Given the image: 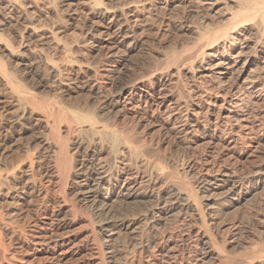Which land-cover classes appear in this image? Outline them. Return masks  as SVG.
<instances>
[{
	"label": "rangeland",
	"instance_id": "374dc122",
	"mask_svg": "<svg viewBox=\"0 0 264 264\" xmlns=\"http://www.w3.org/2000/svg\"><path fill=\"white\" fill-rule=\"evenodd\" d=\"M188 1L189 0H165L164 2V0H158V2L154 4L155 7H153L152 9L147 6L144 10L135 13L134 15L136 17L133 19H139L137 20L138 22L134 21L133 23V33L127 40L128 43H121V40L119 38L117 41L102 37L103 40L99 44L92 38L94 33L90 34L86 28L84 30L81 29V21L89 18L90 7H86V9L82 11L79 10L77 11L78 13H75V23L65 21L68 18H66V16L64 15L63 17L65 23L59 21L57 17L54 18L55 14H53L50 10H46L47 6H42L46 4L40 5L41 8L36 11L35 9H32L34 13L32 12V10H29V18H31L33 26L38 28V32L42 31V33H48L51 31L52 33L55 32L53 33L54 36L58 35L56 36V41V38L53 37V41H46L44 42L45 45H41L37 48L42 50L40 52L48 54V58L53 64L58 67L60 66L59 68L61 70L63 79L62 81L60 79L59 81L48 79L47 68L44 64V60H40L38 58V52L36 53L35 50L29 51L27 47H23L25 46V43H23L21 47H18L16 41L12 39V46L15 44V46H13L14 51H17L16 54H14L15 57L17 56L16 58L14 57V55L12 56L8 52V50L3 48L5 47L4 45H0V59L2 63H6V68L12 70L18 75L33 69H36L37 72L39 71L38 74L45 75L44 77L46 78L44 86L39 87L38 89H34L37 97L41 98V100L47 103H52L53 101V106H56L57 108L61 107V110H65V112L68 113L72 111L76 113V110H78V108L81 109L77 112L82 111L83 113L85 111L86 114H91V112H93L92 114L99 124L105 125L107 127L111 126L108 129H111V131H115L117 134H119L120 131V134L123 132V134H121L120 145L122 147H125L123 150L122 148H120L118 153L120 155L117 154L116 156H113V154H110L112 152H109L111 150L109 149L110 146L108 147V142H100L97 140L96 136H94L96 137V139L94 138L95 140L92 138V140L95 141L93 142L92 140H90L91 136H83L82 140H86L85 143H89L91 141L92 143H89V145L91 146H88L89 148L87 147L86 149H84L85 152L84 150L78 151V153L82 154L77 155V153V156H75V159L77 160L75 161V166H77L75 168V170H77V172L75 173L76 175L74 173V175L71 174L70 178L68 179L67 186L65 188H62L60 186V183H58L59 173L56 169V166L54 167V153L52 151L45 150L44 147L41 148L42 144L39 143V138H44V136H41L46 134L41 128V120L44 122L49 118H47V116L44 117V114L42 116L43 112L40 113V109L36 110L31 106L25 108L27 112L24 116H20V109L17 108L18 106L16 104L15 95L10 90H8L9 88L6 85L4 88L3 82L0 81V118H2L0 120V152L3 149L0 156V159L2 158L0 161V173L2 175H6L9 174V171L11 172L8 177L9 180L4 182L3 184H0V214L3 215V219L2 221H0V223L2 224L0 225V235H4L1 237L3 238L5 248L3 254L5 258H3L2 251H0V264H56L58 262V258L59 262L57 264H102L100 261L101 259L104 260V264H223L224 262V264H249L246 261H250L251 263L250 259L252 258L251 253L252 248L254 249V242L258 243L264 240V223H262L261 220H258L264 218V191L261 192V189L253 190L244 199L245 201L242 200L240 205L235 206L234 208H231L227 211L223 206H225V203L230 202V199L236 197L237 192H233L232 194L225 193L223 190H220L205 199L206 194L202 190L200 182L204 179L208 180L215 176L220 177L223 175H227V173H229L228 175H233V173H235L236 175L234 174V176H237L239 180L241 179L240 181L243 184L245 183L244 186L251 187L252 183L250 182V179L255 175V172L264 168V97L261 102H258L256 104L254 102L253 104V100H250V103L247 105V110H249V108L251 109V111L249 110V119L251 122H255L254 124H251L253 127L251 125H248L246 129L241 126L245 124L238 121L237 123L235 119H223L219 121L216 120L215 115L218 109L221 108V98H225L226 96H228L229 87L231 84H235L237 82L236 80L238 77V73L243 69V66L244 69L246 68V71L242 75L241 81L249 76L256 77L257 75H259L261 72V64L257 60V57H253V55H250L248 57L243 56L240 58L239 63L237 64L238 67H236L234 71H231V73L223 78V80L219 79L221 77H218L217 74H215L213 71H209L210 66L208 64H216L219 62V57H217L214 53L216 47L210 45V43H212L210 37L218 31L216 30L218 27H226V25L228 27L230 25L228 28H231L232 18L235 17L238 13H242H237V11L241 10L239 7L240 5H238V0H202L201 3H196L197 0H190L189 2ZM121 2L127 1L122 0ZM78 3L82 4L81 1ZM184 4L185 6H182ZM158 7L160 11L158 10ZM162 8L165 11L162 10ZM193 8L195 10H193ZM248 9L242 7L244 14L253 11V8ZM157 10L159 12H157ZM222 10L225 14L222 12V15L219 17ZM152 11H156L153 12L155 15L152 13ZM145 12H147L148 14ZM218 12L220 13L219 15ZM235 12L237 13L236 15ZM147 15L148 17H150L149 19ZM257 15L259 19L257 18V16H254L257 19L253 16L249 19L247 18V20L245 18H242L243 16L237 19L238 28L239 26H243L244 28L246 27L247 30L245 36L248 37L246 38L249 42L255 43L260 39V32H258L257 30H261V15ZM107 20L108 19H106L105 22L99 23L97 25L99 26V31H102V28L108 22ZM248 20H250V23L248 22ZM226 21L229 22L227 23ZM256 21L258 22L255 23ZM243 22H245L244 25ZM44 27L46 31H44ZM79 28L80 30H78ZM255 28L256 30H254ZM19 29L20 28L14 27V29L12 28L10 29V31L8 30L4 34H8L10 36V32L12 34H15ZM208 29L211 31H209ZM79 31L82 32V34ZM205 31L209 32L210 34L208 35V33ZM204 33L205 35H203ZM12 34L11 36H13ZM204 38L210 41H202ZM131 39L133 40L131 41ZM135 39L139 41L137 42V40ZM83 41L87 42L84 43ZM110 41L113 45L115 42V45L113 46ZM204 42H206L207 44ZM34 45L35 43H31L30 45L27 44V46L29 47H34ZM63 47H65L66 49ZM189 49L190 51L188 53ZM193 49L195 50L192 51ZM69 51L71 53H69ZM191 51L192 54H190ZM111 54H113L114 57L120 58L119 60L122 61V70L116 78L110 77V79H108L109 77L107 75V70H109L110 67L105 66L104 61L106 59V55L110 57ZM191 56L195 61H192V59L190 60ZM169 58L171 62L168 61L170 63L167 62L166 64V61L169 60ZM68 59L69 62H67ZM70 59L71 61H73V63H71ZM183 62L185 64H183ZM32 63L35 64L33 65ZM89 64H91L92 66ZM96 64L97 67L95 66ZM88 65L89 67H87ZM93 66L96 67L98 73L102 75L95 78V80H97L95 81L94 87L96 89L94 88V91H98L95 94L89 91L88 85H86L84 82V76L87 75V73L84 72L85 69L90 68V70H94L95 68ZM191 68H194L193 71H191ZM164 69L168 70V76ZM176 69L178 70V73H176L179 75V78H177V74L174 73ZM160 70H164V74L163 72L159 74L161 72ZM156 71H158V73ZM151 72L155 73H153L152 75ZM148 74L150 76H148ZM164 75H166V77H164ZM203 75H206V77H202ZM150 77H152L153 79ZM79 79H81L82 81ZM131 79L132 81H137L139 87L143 90L152 89L151 87L155 89L156 86L161 85L160 87H163L165 85L159 92V97L163 96V102L160 103V101L158 100V104L155 102L148 106H144V104H142V110H137L130 105H127L126 108L124 107V109L126 110L123 109V105H119L118 108L114 110L105 108V97H107V95L113 91V83L129 84L130 82H132ZM60 82L61 85L59 84ZM65 82H68L70 85L68 83L66 84ZM104 83L106 84L104 85ZM22 84L28 83L22 81ZM62 84H66L70 91L68 90L69 92H62ZM169 84L172 85L170 86ZM29 86L30 85L28 84V87ZM167 87H169L171 90H169V88ZM240 87L241 85L239 86L238 84V89ZM107 89L110 91L108 92ZM225 90L228 91L226 92ZM100 95L102 96L100 97ZM202 95L203 97H200ZM217 95L221 96L219 99V103L215 99ZM136 99L137 97L135 98V100ZM207 101L210 106L208 105ZM54 103L56 105H54ZM100 105L102 110L100 109ZM249 105H252L253 107ZM84 107L87 109H85ZM180 108H182V110ZM32 109H35V111H31ZM97 109L100 110L98 111ZM153 109L156 110L154 111ZM171 109L174 111H172ZM209 110L211 111V113L209 112ZM116 111L117 113L111 115ZM193 111H195L196 114L195 112L193 113ZM152 112L154 113V115ZM29 114L32 116H30ZM136 114H138V116ZM191 114L194 116V118ZM168 115L171 116V121L167 120ZM204 115L208 120L204 117ZM185 117H190L191 119L195 120L197 125H195L194 127H184V121L186 119ZM22 118L25 119L23 120ZM205 119L207 120V122H211L212 124L204 121ZM201 121L203 122L201 123ZM206 123L208 124V126ZM213 123L215 125H213ZM134 126L135 131L132 129ZM59 127L60 135L63 138L68 139L67 141L70 140L71 142L73 140V142H75L77 138V140L80 139L78 134H76V129L74 127H72L73 130L69 129L66 122H62ZM212 130L214 132L216 130V134L223 138L214 141L215 143L219 142L218 144H214V142L211 139L209 140V137H207L206 135V133L208 134ZM228 131H231V134L233 133V137L240 139L238 140V144H236L237 150L236 148H234L235 151L230 150L229 147L226 146L227 140L225 139L226 136L224 134L229 133ZM76 135L77 138L75 137ZM241 138H248L250 141L248 139V141L241 140ZM88 139L90 141H88ZM252 139H255L254 143ZM70 142H68V144L73 143ZM241 142L243 143L242 145ZM97 143L98 145L100 144V146H98ZM221 144H223L224 146L222 145V147H220ZM34 148L37 151L34 150ZM222 148L224 149L222 150ZM125 149L126 152L129 151L130 154L129 152H124ZM131 150H133V152H131ZM26 153L28 155H26ZM24 155H26L27 157L25 158ZM51 156H53V158H51ZM133 156H135V158L136 156H138L140 159L137 158V160H135ZM79 157L82 158L80 159ZM113 157L114 159H112ZM28 158H31L32 160L34 159L33 174L36 177L35 179L38 178L37 180L41 181V185H39L38 181L35 180L36 183L32 186L31 181L28 180L31 174V171L29 172L28 170L29 168L26 164L27 162L25 161ZM21 161H23L24 163L26 162V165L24 164L25 168L23 165L21 166V168L16 169L15 167H17V165H19V162ZM150 161L152 167L154 164H157L156 166H159L158 168L154 166L155 168H157V170L149 165ZM8 163L9 165H7ZM20 165L18 167H20ZM145 165L148 166V168ZM12 166L17 171L12 168ZM26 166L28 169L26 168ZM88 168L104 178L101 184H99L97 187L92 188V190L95 189L93 192L97 193V203H92V201H90L91 198H87V194H80L76 190L78 187V182L80 181L79 177ZM158 169L161 170L160 173L158 172ZM14 170L16 173L14 172ZM142 170H144V173H142ZM13 172L15 173V175ZM154 172H156L157 174ZM37 173L40 174L38 175ZM158 173L160 174V176L158 175ZM15 176L19 178L17 179L15 178ZM128 179H135V187L133 191H135L136 197L138 198H124L119 193V188ZM140 179H142V182ZM143 179L146 181H144ZM242 180H244V182ZM144 182L146 183L144 184ZM147 182H149L150 185ZM28 185L31 187H29ZM144 186H146L147 188ZM28 189H30V191ZM31 189L33 192L31 191ZM169 189H172V191H170ZM144 191L147 193H145ZM30 192H32V194ZM176 193L181 196V198H178L179 201L180 199L187 197L189 200H191L190 203H193L196 199L198 203H196V201L194 203L198 204V210L196 211L195 208L187 211L179 210V207H176L175 205L177 201L175 200ZM62 194L64 197L63 200L61 199ZM190 194L191 198H189ZM194 194H196L197 196ZM20 197H23L26 200L23 201L19 199ZM55 199H57V201ZM42 202H46V204ZM104 202L105 204H103ZM49 203L51 206L48 205ZM120 203L121 206L119 205ZM42 204H44L45 206L43 205L41 208ZM100 204H102V206ZM103 207H105V209ZM39 208H41V210ZM153 209L156 210L154 211ZM208 213L211 215L210 218H207V220L209 219V224L204 225L202 223V218L204 214L207 215ZM199 214H202V218ZM53 217H55V219ZM59 217L61 222L56 221L59 220ZM51 218H53L54 220H51ZM61 218L63 219L61 220ZM103 223H108L107 225H110L109 228L113 229V231H104L100 234L98 225H101ZM57 226H62V228L56 229ZM120 226L122 228H120ZM19 229L21 230L19 231ZM21 231L27 233L28 236L26 235L25 238H21ZM94 233L98 238L99 243L101 242L100 244L98 243V241L94 240ZM204 235L205 240L209 238L211 240V243L215 244H213L212 246L213 251H215V248L217 247H220L221 250H224L223 255H225V257H222L223 263H221V261H212L209 258H204L203 255H201L204 245L203 241L200 240V237ZM101 249L102 251L100 252ZM197 254L200 255V257ZM255 263L257 264V262Z\"/></svg>",
	"mask_w": 264,
	"mask_h": 264
},
{
	"label": "bare ground",
	"instance_id": "6f19581e",
	"mask_svg": "<svg viewBox=\"0 0 264 264\" xmlns=\"http://www.w3.org/2000/svg\"><path fill=\"white\" fill-rule=\"evenodd\" d=\"M82 2L81 3H78V2ZM122 0H0V45H4L5 47H3L4 49L8 50V52L13 56L14 54H16L17 51H14V48L13 46H15V44L12 46V39H14L16 41V43L18 44V47H21V45L23 43H25V46L23 47H27V49L29 51H36V53L38 52V58L41 60L43 59L44 60V64L47 68V77L48 79H53L55 81H59V79L62 81V75H61V70H60V66H56L55 64H53L50 59L48 58V54H44L40 51V49H38L37 47L41 46V45H45L44 42L46 41H53V37H55V41L57 40V37L58 35L54 36L53 33L55 32H48V33H42L41 32H38V28L37 27H34L33 26V23H32V20L31 18H29V15H28V12L29 10H32V9H35L38 10L39 8H41L40 5L42 4H46V5H42V6H47V9L46 10H50L52 11L53 14H55V17L54 18H58L59 21L61 22H64V16H66V19L65 21H70V22H74L75 20V13L79 10H84L86 9V7H90L89 8V18L86 19V20H83L81 21V29H87V31L92 34V38L93 40H95L96 42H98L99 44L102 42L103 38L102 37H106L110 40H117L118 41V38L121 40V43L124 42L126 43L127 40L130 38L131 34L133 33V27H134V21H137L138 19L134 20L133 18H135L136 16L134 15L135 13H138L142 10H144L147 6H149L151 9L153 7H155V3L158 2V0H126L127 2H121ZM182 1V0H181ZM190 1V0H189ZM188 1V2H189ZM165 2V0H164ZM185 2V1H184ZM202 0H197L196 3H201ZM167 3V2H166ZM180 3V2H179ZM192 3V1H191ZM214 3V2H213ZM181 4V3H180ZM204 4V3H203ZM202 4V5H203ZM187 5V4H186ZM198 5V4H197ZM196 5V6H197ZM201 5V4H200ZM212 5V3H211ZM238 5H240V11H237L238 12H242L241 14H237L235 12V17L232 18L231 20V28H228L227 25L226 27L225 26H221V27H218L216 30H218L216 33H214L210 39L212 40V43H210V45L212 46H215V54L217 57H219V62L218 63H213V64H208L210 66L209 68V71H213L215 74H217L218 77H221L219 79H222L225 78L227 75H229L231 73V71H234V69L237 66V64L239 63V60L241 57L243 56H250V55H253V57H257V60L260 62L261 64V72L259 75H257L256 77H247L245 78L244 80L241 81L242 79V75L244 74V72L246 71V68L244 69V66H243V69L238 73V77H237V82L235 84H231L230 87H229V92H228V96H226L225 98H221V108L218 109V111L216 112V120H223V119H226V120H230V119H235V121L237 122H241L245 125H241L242 127L246 128L247 129V126L248 125H251L253 123V121L251 122L250 121V117H249V110L251 111V109L249 108V110H247V105L250 103V100H253V104L255 102L258 103V102H261L263 100V97H264V20H263V14H264V0H238ZM176 6V5H175ZM178 6V5H177ZM182 6H185L182 5ZM181 6V7H182ZM163 7V5H162ZM194 7V6H193ZM200 7V6H199ZM210 7V6H209ZM242 7H245V8H250L252 9L253 11L251 12H247L244 14V11L242 10ZM43 8V7H42ZM166 8V7H165ZM196 8V7H195ZM214 8V7H213ZM216 8V7H215ZM161 9V8H160ZM190 9V8H189ZM205 9V8H204ZM212 9V8H211ZM222 9V8H221ZM148 10V9H147ZM158 10H159V7H158ZM157 10V12H159ZM162 10H164L162 8ZM193 10H195L193 8ZM249 10V9H248ZM80 11V12H81ZM165 11V10H164ZM211 11V10H210ZM217 11V10H216ZM247 11V10H246ZM33 12V10H32ZM41 12V11H40ZM150 12V11H148ZM153 12H156V11H152ZM163 12V11H162ZM222 12L224 13V11L222 10L220 13L218 12V15L219 17L222 15ZM34 13V12H33ZM38 13V12H37ZM78 13V12H77ZM143 13V12H142ZM147 13V12H145ZM216 13V12H215ZM214 13V14H215ZM227 13V12H226ZM85 14V13H84ZM87 14V13H86ZM148 14V13H147ZM154 14V13H153ZM160 14V13H159ZM225 14V13H224ZM231 14V13H230ZM257 14H260L261 17H260V20H261V30H257L258 32H260V39L257 41V42H249L248 41V37L245 36L246 35V27L244 28L243 26H239V28L237 27L238 25V18H245L247 20V18L249 19L250 17H254V16H257L258 18V15ZM31 15V14H30ZM142 15V14H141ZM140 15V16H141ZM145 15V14H144ZM155 15V14H154ZM241 15V16H240ZM52 16V15H50ZM139 16V15H138ZM146 16V15H145ZM158 16V14H157ZM148 17V15H147ZM145 17V18H147ZM231 17V16H230ZM150 17H148L149 19ZM256 18V17H254ZM256 18V19H257ZM108 19L107 23L104 25V27L102 28V31H99L98 27L97 26L99 23H103L105 22V20ZM147 19V20H148ZM228 19H229V15H228ZM231 19V18H230ZM259 19V18H258ZM227 20V18H226ZM230 21V20H229ZM229 21H226L227 23ZM35 22V21H34ZM77 22V21H76ZM138 22V21H137ZM248 22L250 23V20H248ZM258 21H256L255 23H257ZM38 23V22H37ZM65 23V22H64ZM75 23V22H74ZM245 22H243V25H244ZM57 24V23H56ZM79 24V23H78ZM138 24V23H137ZM142 24V23H141ZM253 24V23H252ZM35 25V24H34ZM43 25V24H42ZM140 25V24H138ZM137 25V26H138ZM251 25V24H250ZM258 25V24H257ZM37 26V25H36ZM55 26V25H54ZM141 26V25H140ZM252 26V25H251ZM255 26V25H254ZM14 27L16 28H20L18 30V32H16L15 34H12L10 32V36L8 34H4L6 33V31H10V29H14ZM66 27V26H65ZM77 27V26H76ZM220 28H223V29H220ZM241 28V29H240ZM40 29V28H39ZM253 29V28H252ZM259 29V28H258ZM17 30V29H16ZM49 30V29H48ZM80 30V28L78 29ZM101 30V29H100ZM209 30V29H208ZM215 30V31H216ZM256 30V28L254 29ZM13 31V30H12ZM44 31L45 30V27H44ZM136 31V30H135ZM211 31V30H209ZM249 31V30H248ZM252 31V30H251ZM80 32V31H79ZM87 32V33H88ZM207 32V31H205ZM82 34V32H80ZM135 33V32H134ZM201 33V32H200ZM208 35L210 34L209 32H207ZM256 33V32H255ZM11 34L13 36H11ZM258 34V33H257ZM87 35V34H86ZM136 35V34H135ZM205 35V33L203 34ZM250 35V33H249ZM83 36V35H82ZM134 36V35H133ZM257 36V35H256ZM90 37V36H89ZM135 37V36H134ZM132 37V38H134ZM140 37V36H139ZM202 37V36H201ZM247 37V38H246ZM203 38V37H202ZM87 39V38H86ZM139 39V38H137ZM135 39V40H137ZM201 39V38H200ZM208 39V37H207ZM85 40V39H84ZM91 40V39H90ZM92 40V42H93ZM133 39H131L132 41ZM134 40V41H135ZM206 40L205 38L202 40L204 41ZM116 41V42H117ZM139 40H137L138 42ZM207 42H209L208 40H206ZM59 42V41H58ZM84 42V41H83ZM87 42V41H86ZM84 42V43H86ZM111 42V41H110ZM130 42V41H129ZM31 43H35L34 47H29L27 46L30 45ZM128 43V42H127ZM136 43V42H135ZM206 43V42H204ZM48 44V43H47ZM51 44V43H50ZM49 44V45H50ZM112 44V42H111ZM203 44V43H202ZM207 44V43H206ZM209 44V43H208ZM59 45V43H58ZM108 45V44H107ZM113 45V44H112ZM114 45H115V42H114ZM113 45V46H114ZM117 45V44H116ZM75 46V45H74ZM78 46V45H77ZM106 46V45H105ZM111 46V45H110ZM59 47V46H58ZM61 47V46H60ZM79 47V46H78ZM77 47V48H78ZM81 47V46H80ZM101 47V45H100ZM122 47V46H121ZM207 47V46H206ZM2 48V47H1ZM17 48V47H16ZM50 48V47H49ZM65 48V47H63ZM84 48V46H83ZM105 48V47H103ZM200 48V47H199ZM19 49V48H18ZM17 49V50H18ZM66 49V48H65ZM82 49V48H81ZM127 49V48H126ZM134 49V48H133ZM212 49V47H211ZM98 50V49H97ZM195 49H193L192 51H194ZM197 50V49H196ZM206 50V49H205ZM63 51V50H62ZM82 51V50H81ZM100 51V50H99ZM125 51V50H124ZM132 51V50H131ZM190 49L188 50V53H189ZM192 51L190 54H192ZM202 51V49H201ZM45 52V51H44ZM47 52V51H46ZM123 52V51H122ZM68 53V52H67ZM69 53H71L69 51ZM126 53V52H124ZM8 54V53H7ZM33 54V53H32ZM106 54V53H105ZM120 54V53H119ZM122 54V53H121ZM9 55V54H8ZM10 55V56H11ZM69 55V54H68ZM175 55V54H174ZM173 55V56H174ZM188 55V54H187ZM203 55V54H202ZM120 56V55H119ZM127 56V55H126ZM176 56V55H175ZM15 57V55H14ZM17 57V56H16ZM15 57V58H16ZM32 57V56H31ZM36 57V56H35ZM125 57V56H124ZM171 57V56H170ZM188 57V56H186ZM198 57V56H197ZM203 57V56H201ZM173 58V57H172ZM26 59V58H25ZM32 59V58H31ZM38 59V60H39ZM105 59V58H104ZM120 58L118 57H114L113 54H111L110 57H108L106 55V59L104 61V64L105 66H109L110 69L107 70V75H108V79H110V77H117L120 73H121V70H122V61L119 60ZM168 59V58H167ZM192 59V61H195L192 56L190 58V60ZM196 59V58H195ZM248 59V58H247ZM123 60V59H122ZM184 60V59H183ZM213 60V59H212ZM216 60V59H215ZM31 61V60H30ZM36 61V60H35ZM71 61V59H70ZM170 61V58L169 60L166 61V64L167 62ZM178 61V60H176ZM189 61V60H188ZM190 61V62H192ZM66 62V61H65ZM69 62V59L68 61ZM168 62V63H170ZM185 62V61H184ZM183 62V64H185ZM247 62V61H245ZM36 63V62H35ZM34 63V64H35ZM71 63H73V61H71ZM95 63V62H94ZM17 64V63H16ZM26 64V63H24ZM33 64V63H32ZM33 64V65H34ZM38 64V63H37ZM5 65V66H4ZM91 65V64H89ZM89 65L87 67H89ZM103 65V64H102ZM244 65V64H243ZM25 66V65H24ZM26 66H29V65H26ZM39 66V65H38ZM81 66V64H80ZM92 66V65H91ZM90 66V67H91ZM97 67V64L95 65ZM201 66V65H200ZM8 67V66H7ZM35 67V66H34ZM94 67V66H93ZM96 67H94L95 69L94 70H90V68L88 69H85L84 72L87 73L86 76H84L85 78V84L88 85L89 87V91L90 92H93L94 94L97 93L98 91H94L96 88L94 87L95 86V78H97L98 76H102L100 75V73H98ZM169 67V66H168ZM199 67V66H198ZM14 68V67H13ZM11 68V69H13ZM31 68V67H30ZM36 68V67H35ZM40 68V67H39ZM79 68V67H78ZM92 68V67H91ZM100 68V67H99ZM200 68V67H199ZM199 68H198V71H199ZM16 69V67H15ZM26 69V68H25ZM24 69V70H25ZM42 69V68H41ZM45 69V68H44ZM101 69V68H100ZM167 69V68H166ZM192 69V68H191ZM194 69V68H193ZM193 69L191 71H193ZM197 69V68H196ZM238 69V68H237ZM39 70V69H38ZM65 70V69H64ZM68 70V69H66ZM77 70V68H76ZM75 70V71H76ZM165 70V69H164ZM164 70H160L161 72L159 74H161L163 72L164 74ZM207 70V68H206ZM45 71V70H44ZM106 71V69H105ZM167 71L168 70H165L166 74H167ZM178 70L176 69V71L174 73H176ZM239 71V70H238ZM17 72V71H16ZM39 72V71H38ZM38 72L36 71V69H33V70H30V71H26L24 72L23 74H16L15 72H13L12 70H9L8 68H6V63H2L1 62V59H0V81L3 82L4 84V88H5V85L9 88H6L8 90H10L14 95H15V98H16V104H17V108L20 109L19 113H20V116H24L26 114V109L28 106H31L32 108H35L36 110L40 109V113H42V116L43 114L45 115L44 117L47 116V120H45L44 122L41 120L42 124H41V128L42 130L46 133L45 135H42L41 137L44 136V138H39V143L42 144L41 148L44 147L45 150H49V151H52L54 153V167L56 166V169L59 173V182L60 183V186L62 188H65L67 186V182H68V179L70 178L71 174H75L77 172V170H75V168L77 166H75V161H77L75 159V156L77 155H81L80 153H78V151L80 150H84L86 149L88 146H91L89 145V143L91 142L90 140H92V138L96 139L97 137V140L100 141V142H108L109 145L108 147L110 146V150L108 149L109 152H112L110 154H113V156H116L118 153H119V150L120 148H122V150L125 148V147H122L120 145V141H121V134H123V132L120 134H117L115 131H111V129L109 130L108 128H110L111 126L110 123H109V127L105 126V125H102V124H99L97 122V120H95L94 116H93V112L90 113H85V111L82 113L81 112H77L78 110H80L81 108H78V110H76V113H74L73 111L68 113V112H65V110H61L60 108H57L56 106H53V101L52 103H47L43 100H41V98L37 97L35 94V91L34 89L35 88H39V87H43L44 86V83H45V78L44 77L45 75H40L38 74ZM129 72V71H128ZM158 73V71H156ZM196 72V71H195ZM201 72V71H200ZM205 72V71H204ZM207 72V71H206ZM18 73V72H17ZM41 73V72H40ZM43 73V72H42ZM72 73V71H71ZM82 73V72H81ZM150 73V72H149ZM152 73V72H151ZM155 73V72H153ZM152 73V75H153ZM156 73V74H157ZM178 73V72H177ZM176 73V74H177ZM193 73V72H192ZM85 74V73H83ZM127 74V73H126ZM154 74V75H156ZM180 74V73H179ZM194 74V73H193ZM192 74V75H193ZM196 74V73H195ZM198 74V73H197ZM205 74V73H204ZM107 75H104V76H107ZM169 74H167L168 76ZM201 75V73H200ZM211 75V74H210ZM67 76V75H66ZM83 76V75H82ZM121 76V75H120ZM119 76V77H120ZM126 76V75H125ZM148 76H150L148 74ZM194 76V75H193ZM199 76V75H198ZM245 76V75H244ZM70 77V76H69ZM122 77V76H121ZM138 77V76H136ZM157 77V76H156ZM164 77H166V75H164ZM191 77V76H190ZM189 77V78H190ZM197 77V76H196ZM202 77H206V75H203ZM214 77V76H213ZM216 77V76H215ZM64 78V77H63ZM71 78V77H70ZM100 78V77H99ZM98 78V79H99ZM105 78V77H104ZM140 78V77H139ZM149 78V77H148ZM152 78V77H150ZM169 78V77H168ZM177 78H179V75L177 74ZM66 79V78H65ZM77 79V78H76ZM107 79V78H106ZM137 79V78H136ZM141 79V78H140ZM153 79V78H152ZM199 79V78H198ZM217 79V78H216ZM218 79V80H219ZM78 80V79H77ZM81 80V79H79ZM146 80V78H145ZM22 81L23 82H26L28 83L30 86L28 87V84H22ZM82 81V80H81ZM100 81V80H99ZM108 81V80H107ZM110 81V80H109ZM115 81V80H114ZM113 81V82H114ZM127 81V80H126ZM130 81V80H129ZM132 81V79H131ZM220 81V80H219ZM69 82V81H68ZM67 82V83H68ZM104 82V80H103ZM128 82V81H127ZM216 82V81H215ZM224 82V81H223ZM66 83V82H65ZM66 83V84H67ZM129 83V82H128ZM199 83V82H197ZM61 85V82L59 83ZM66 84H62V92H66L69 90V88L67 87ZM69 84V83H68ZM73 84V83H72ZM106 83H104L105 85ZM238 84L239 86L241 85V87L238 89ZM70 85V84H69ZM170 86L172 84H169ZM195 85V84H194ZM216 85V84H215ZM229 85V84H228ZM161 86V85H160ZM160 86H156L155 89H153V87H151L152 89H149V90H143L139 87L137 81H132L130 82L129 84H119V83H113V91L107 95V97H105V108H108L109 110H114L116 108H118L119 105H123V109L124 107L126 108L127 105H130L132 107H134L135 109H141L142 110V104H144V106H148V105H151L153 103H157V101L159 100L160 103L163 102V96H160L159 97V92L162 90L163 87H160ZM199 86V85H198ZM221 86V85H220ZM95 88V89H94ZM104 88V87H103ZM107 88V87H106ZM148 88V87H147ZM169 88V87H167ZM172 88V87H171ZM196 88V86H195ZM194 88V89H195ZM59 89V88H58ZM82 89V88H81ZM228 89V88H227ZM86 90V89H85ZM108 90V89H107ZM168 90V89H167ZM169 90H171L169 88ZM70 91V90H69ZM68 91V92H69ZM110 90H108L109 92ZM197 91V90H196ZM226 91V90H225ZM228 91V90H227ZM226 91V92H227ZM167 92V91H166ZM202 92V91H201ZM76 93V92H75ZM161 93H164V92H161ZM225 93V92H224ZM10 94V93H8ZM67 94V93H66ZM107 94V92H106ZM167 94V93H166ZM170 94V92H169ZM219 94V93H218ZM12 95V94H11ZM61 95V94H60ZM63 95V94H62ZM104 95V94H103ZM201 95V94H200ZM204 95V93H203ZM200 96V97H203ZM216 95V94H215ZM224 95V94H223ZM102 95H100L101 97ZM105 96V95H104ZM166 96V95H165ZM170 96V95H169ZM210 96V95H209ZM225 96V95H224ZM87 97V96H86ZM91 97V96H90ZM137 97V99L135 100V98ZM167 97V96H166ZM221 96L217 95L215 97L216 101H218L219 103V99H220ZM103 98V97H102ZM168 98V97H167ZM96 99V98H95ZM97 100V99H96ZM102 100V99H100ZM176 100V99H175ZM201 100V99H200ZM91 101V100H90ZM51 102V101H50ZM77 102V101H76ZM85 102V101H84ZM180 102V101H179ZM178 102V103H179ZM56 103V102H55ZM54 103V105H56ZM169 103V102H168ZM181 103V102H180ZM200 103V102H199ZM208 103V101H207ZM216 103V102H214ZM59 104H62V103H59ZM80 104V102H79ZM91 104V103H90ZM158 104V103H157ZM170 104V103H169ZM176 104V103H175ZM202 104V103H201ZM204 104V103H203ZM15 105V104H14ZM103 105V104H102ZM179 105V104H178ZM177 105V107H178ZM209 105V103H208ZM212 105V104H211ZM215 105V104H214ZM168 106V105H167ZM181 106V105H180ZM179 106V107H180ZM204 106V105H203ZM210 106V105H209ZM249 106H252V105H249ZM257 106V105H256ZM91 107V106H90ZM152 107V106H151ZM158 107V106H157ZM173 107V106H172ZM253 107V106H252ZM255 107V106H254ZM65 108V107H64ZM73 108V107H72ZM85 108V107H84ZM99 108V106H98ZM205 108V107H204ZM230 108V109H229ZM35 109L31 110V111H35ZM87 109V108H85ZM100 109H101V105H100ZM99 109V110H100ZM122 109V108H121ZM122 109V110H123ZM130 109V108H129ZM133 109V108H131ZM182 110V108H180ZM210 109V108H209ZM18 110V109H17ZM83 110V108H82ZM90 110V109H89ZM98 110V109H97ZM98 110V111H99ZM102 110V109H101ZM108 110V111H109ZM126 110V109H124ZM140 110V111H141ZM154 110V109H153ZM156 110V109H155ZM154 110V111H155ZM172 110V109H171ZM179 110V109H178ZM180 110V111H181ZM184 110V109H183ZM200 110V109H199ZM206 110V109H205ZM68 111V110H66ZM97 111V112H98ZM107 111V112H108ZM145 111V110H144ZM174 111V110H172ZM39 112V111H38ZM96 112V111H95ZM102 112V111H101ZM132 112V110H131ZM164 112V111H163ZM185 112V111H184ZM195 111H193L194 113ZM202 112V111H200ZM208 112V111H207ZM209 112L211 113V111L209 110ZM249 112V113H248ZM82 113V114H80ZM106 113V112H105ZM114 113H117L116 112H113L111 115H114ZM124 113V112H123ZM138 113V112H137ZM153 113V112H152ZM156 113V112H155ZM159 113V112H158ZM178 113V111H177ZM110 114V113H109ZM144 114V113H143ZM168 114V113H167ZM172 114V113H170ZM185 114V113H184ZM196 114V112H195ZM208 114V113H207ZM30 115V114H29ZM138 116V114H136ZM135 115V116H136ZM151 115V114H150ZM154 115V113H153ZM160 115V114H159ZM174 115V114H173ZM180 115V113H179ZM187 115V114H186ZM192 115V114H191ZM199 115V114H198ZM211 115V114H210ZM32 116V115H30ZM29 116V117H30ZM95 116H96V113H95ZM132 116V115H131ZM145 116V115H144ZM176 116V115H175ZM193 116V115H192ZM200 116V115H199ZM255 116V115H254ZM100 117V116H98ZM97 117V119H98ZM103 117V116H102ZM153 117V116H151ZM160 117V116H159ZM170 115H168V119L167 120H170ZM179 117V116H178ZM205 117V115H204ZM32 118V117H31ZM104 118V117H103ZM140 118V117H139ZM165 118V117H163ZM181 118V117H180ZM185 121H184V127L185 126H189V127H194L196 124V121L191 119L190 117H185ZM194 118V116H193ZM207 119V117H205ZM253 118V117H252ZM255 118V117H254ZM2 118H0L1 120ZM23 120L25 118H22ZM51 119V120H50ZM100 119V118H99ZM102 119V118H101ZM107 119V118H106ZM149 119V118H148ZM182 119V118H181ZM197 119V118H196ZM204 120L207 122V120ZM260 119V118H259ZM4 120V119H3ZM30 120V119H29ZM33 120V119H32ZM50 120V121H49ZM103 120V119H102ZM101 120V121H102ZM108 120V119H107ZM199 120V119H198ZM203 120V119H202ZM255 120V119H254ZM257 120V119H256ZM13 121V120H12ZM19 121V120H18ZM26 121V120H25ZM104 121V120H103ZM162 121V120H161ZM171 121V120H170ZM211 121V120H210ZM234 121V120H233ZM232 121V122H233ZM3 122V121H2ZM37 122V121H36ZM39 122V121H38ZM62 122H66L67 126L69 127V129H72V127H74L77 131L76 134H78L79 136V140H77V135L75 136L77 139V141L75 140V142H73V140L70 142L67 141L68 139L66 138H63L61 135H60V124ZM164 122V121H163ZM167 122V121H166ZM203 121H201L202 123ZM231 122V123H232ZM237 122V123H238ZM264 122V121H263ZM1 123V122H0ZM174 123V122H173ZM179 123V122H178ZM198 123V121H197ZM207 123H211V122H207ZM206 123V124H207ZM215 123V122H214ZM213 123V125H215ZM217 123V122H216ZM255 123V122H254ZM253 123V124H254ZM5 124V123H4ZM33 124V123H31ZM37 124V123H36ZM162 124V123H161ZM166 124V123H165ZM170 124V123H169ZM212 124V123H211ZM210 124V125H211ZM172 125V124H171ZM2 126V125H1ZM39 126V125H38ZM37 126V127H38ZM167 126V125H165ZM208 126V124H207ZM220 126V125H219ZM230 126V125H229ZM237 126V125H236ZM234 126V127H236ZM239 126V124H238ZM240 126V128H241ZM252 126V125H251ZM4 127V126H3ZM34 127V126H33ZM180 127V125H179ZM218 127V126H217ZM232 127V126H231ZM253 127V126H252ZM1 128V127H0ZM29 128V127H28ZM132 128V127H131ZM135 126L132 128L134 130ZM167 128V127H166ZM165 128V129H166ZM205 128V127H204ZM210 128V127H209ZM207 128V129H209ZM220 128V127H219ZM218 128V129H219ZM225 128V127H224ZM239 128V127H238ZM251 128V127H250ZM190 129V128H189ZM253 129V128H252ZM260 129V128H259ZM6 130V129H5ZM39 130V129H38ZM73 130V129H72ZM71 130V131H72ZM204 130V129H203ZM240 130V129H239ZM251 130V129H250ZM9 131V129H8ZM7 131V133H8ZM135 131V130H134ZM170 131V130H169ZM187 131H188V128H187ZM191 131V130H190ZM74 132V131H73ZM171 132V131H170ZM183 132V130H182ZM185 132V131H184ZM204 132V131H203ZM229 133H226L224 134L226 137L225 139L227 140L226 141V146L229 147L230 150L232 151H235L234 148H236V144H238V138L236 137H233V133L231 134V131H228ZM234 132V131H233ZM249 132V131H248ZM42 133V132H41ZM177 133V131H176ZM179 133V132H178ZM217 131L215 130V132L212 130L211 132H209L208 134L206 133L207 137H209V140L211 139L213 142L215 140H220V139H223L221 136H219L218 134H216ZM136 134V133H134ZM133 134V135H134ZM231 134V135H230ZM248 134V133H247ZM250 134V133H249ZM37 135V134H36ZM72 135V133H71ZM75 135V134H74ZM222 135V134H221ZM255 135V134H254ZM253 135V136H254ZM6 136V135H5ZM46 136V138H45ZM83 136H91V139L88 141H90L89 143H85V141L82 140V137ZM93 136V137H92ZM96 136V137H94ZM39 137V136H37ZM72 137V136H71ZM74 137V138H75ZM125 137V135H124ZM238 137V135H237ZM36 138V137H35ZM70 138V136H69ZM251 138V137H250ZM259 138V137H258ZM7 139V138H6ZM73 139V138H72ZM87 139V138H86ZM94 139V140H95ZM126 139V137H125ZM248 138H241V140H247ZM50 140V142H49ZM131 140V139H130ZM249 140V139H248ZM247 140V141H248ZM253 140V139H252ZM255 140V139H254ZM254 140H253V143H254ZM93 141V140H92ZM97 141V142H98ZM129 141V140H128ZM222 141V140H221ZM220 141V142H221ZM250 141V140H249ZM68 142H70L71 144H68ZM95 142V141H93ZM244 142V141H242ZM241 142V145L243 144ZM257 142V141H255ZM259 142V141H258ZM3 143V142H2ZM92 143V142H91ZM219 143V142H218ZM218 143H215L214 144H218ZM38 144V143H37ZM36 144V145H37ZM96 144V143H95ZM250 144V143H249ZM6 145V144H5ZM98 145V143H97ZM105 145V143H104ZM121 147H120V146ZM131 145V144H130ZM223 144L220 145V147H222ZM246 145V144H245ZM248 145V144H247ZM100 146V144L98 145ZM132 146V145H131ZM224 146V145H223ZM250 146V145H249ZM7 147V146H6ZM5 147V148H6ZM135 147V146H134ZM238 147V146H237ZM89 148V147H88ZM93 148V147H92ZM226 148V147H225ZM224 148H222L223 150ZM242 149V148H241ZM249 149V148H248ZM3 150V149H2ZM1 150V152H2ZM7 150V149H6ZM5 150V151H6ZM34 150H36L34 148ZM94 150V149H93ZM106 150V149H105ZM141 150V149H140ZM139 150V151H140ZM221 150V151H222ZM227 150V149H226ZM237 150V148H236ZM37 151V150H36ZM35 151V152H36ZM81 151V152H82ZM88 151V149H87ZM239 151V150H238ZM245 151V150H244ZM1 152H0V156H1ZM34 152V153H35ZM85 152V150H84ZM124 152H126V149L124 150ZM129 152V151H127ZM126 152V153H127ZM131 152H133V150H131ZM137 152H138V149H137ZM227 152V151H226ZM243 152V151H242ZM25 153V152H24ZM33 153V154H34ZM37 153V152H36ZM50 153V152H49ZM78 153V154H77ZM140 153V152H139ZM229 153V152H228ZM239 153V152H238ZM4 154V153H3ZM77 154V155H76ZM87 154V153H86ZM91 154V153H90ZM130 154V152H129ZM231 154V153H230ZM236 154V153H235ZM240 154V153H239ZM238 154V155H239ZM245 154V153H244ZM247 154V153H246ZM251 154V153H250ZM249 154V155H250ZM26 155H28L26 153ZM24 155V157L26 158L27 156ZM30 155V153H29ZM32 155V153H31ZM85 155V154H84ZM120 155V154H118ZM133 155V154H132ZM140 155V154H139ZM4 156V155H3ZM83 156V155H82ZM86 156V155H85ZM41 157V156H40ZM112 157V156H111ZM20 158V157H19ZM24 158V159H25ZM32 158V157H31ZM31 158H28L27 160H25L27 166L26 168L29 170V172L31 171V174H30V177L28 178L29 181H31V184L33 186V184L36 183L35 179V175L33 174V163H34V159L32 160ZM51 158H53V156H51ZM80 158V157H79ZM82 158V157H81ZM80 158V159H81ZM130 158V157H129ZM133 158H135V156H133ZM137 158H139L138 156H136L135 160H137ZM248 158V156H247ZM2 159V158H1ZM0 159V161H1ZM7 159V158H6ZM114 159V157L112 158ZM117 159V158H116ZM140 159V158H139ZM4 160V159H3ZM2 160V161H3ZM87 160V159H86ZM19 161V160H18ZM17 161V162H18ZM24 161V160H23ZM21 161L19 162L20 164V167H18L19 165H17V167H15L16 169L17 168H21V166H23L25 163ZM88 161V160H87ZM23 162V163H22ZM36 162V161H35ZM40 162V161H39ZM86 162V161H85ZM89 163V162H88ZM147 163V162H146ZM15 164V163H14ZM25 164V165H26ZM5 165V164H4ZM9 165V163L7 164ZM6 165V166H7ZM25 165H24V168H25ZM89 165V164H88ZM147 165V164H146ZM145 165V166H146ZM149 165H151L152 167V164H151V161L149 163ZM157 165V164H156ZM155 164L153 165L152 168H155V167H159V166H156ZM264 165V164H263ZM5 166V167H6ZM15 166V165H14ZM81 166V165H80ZM85 166V165H84ZM155 166V167H154ZM36 167V166H35ZM88 167V166H87ZM148 168V166H146ZM9 168V167H8ZM12 168H14L12 166ZM14 168V169H15ZM81 168V167H80ZM79 168V170H80ZM90 168V166H89ZM87 169L84 173L82 171L83 174H81V176L79 177L80 178V181L78 182V187H77V192H79L80 194H87V198H91L90 201H92V203H95L96 202V198H97V193L96 192H93L95 189L92 190L93 187H97L99 184L102 183L103 181V177L100 176L99 174L95 173L94 171L90 170V169ZM151 168V170H152ZM157 168H155V170H157ZM4 169V168H3ZM7 169V168H6ZM15 169V170H16ZM38 169V168H37ZM82 169V168H81ZM92 169V168H91ZM256 169V168H255ZM260 169V168H259ZM11 170V169H10ZM14 170V172H15ZM21 170V169H20ZM19 170V171H20ZM78 170V171H79ZM84 170V169H83ZM97 170V169H96ZM159 170V169H158ZM17 171V170H16ZM36 171V170H35ZM105 171V170H103ZM144 170H142V173ZM13 172V173H14ZM26 172V171H25ZM28 172V171H27ZM134 172V171H133ZM132 172V173H133ZM139 172V171H138ZM147 172V171H146ZM153 172V171H152ZM157 172V171H156ZM154 172V173H156ZM159 173L161 172V170L158 171ZM234 172V171H233ZM7 173V172H6ZM11 172L9 171V174ZM12 173V174H13ZM16 173V172H15ZM14 173V175H15ZM35 173V172H34ZM99 173V171H98ZM151 173V172H150ZM158 173V175L160 176V174ZM232 173V172H231ZM9 174H6V175H2L0 173V184H3L4 182H6L9 177ZM38 175L40 173H37ZM73 174V175H74ZM106 174V173H105ZM152 174V173H151ZM157 174V173H156ZM229 173H227V175H223V176H220V177H213V178H210L208 180H202L200 182V185H201V188L202 190L204 191V193L206 194L205 195V199L209 196H211L212 194H215V192L217 191H220V190H223L225 193H232L233 192H237V195L236 197H234L233 199H230L231 201L228 202V203H225V209L228 211L229 209L231 208H234L235 206H238L241 204L242 200H244L247 195H249L253 190H256V189H261V192L264 191V168L255 172V175L250 179L251 181V187L250 186H244V184L239 180V178L237 176H234L235 173H233V175H228ZM14 175H13V178H14ZM24 175V174H23ZM27 175V173H26ZM46 175V174H45ZM76 175V174H75ZM104 175V174H103ZM108 175V174H107ZM138 175V173H137ZM236 175V174H235ZM11 176V175H10ZM17 176V175H16ZM15 176V178H17ZM44 176V174H43ZM110 176V175H109ZM131 176V175H130ZM133 176V175H132ZM142 176V175H141ZM149 176H152V175H149ZM159 176H156V177H159ZM12 177V176H11ZM73 177V176H72ZM105 177V176H104ZM108 177V176H107ZM128 177V176H127ZM134 177V176H133ZM155 177V178H156ZM12 178V179H13ZM19 178V177H18ZM17 178V179H18ZM40 178V176H39ZM130 178V177H129ZM141 178V177H140ZM144 178H145V175H144ZM148 178V177H147ZM150 178V177H149ZM154 178V177H153ZM16 179V180H17ZM21 179V178H20ZM141 182H142V179H140ZM144 180V179H143ZM249 180V179H248ZM38 181V180H37ZM73 181V180H72ZM146 181V180H144ZM244 182V180H242ZM13 182V181H12ZM76 182V181H75ZM151 182V181H149ZM149 182H147L149 184ZM247 182V181H245ZM25 183V181H24ZM72 183V182H71ZM120 183V182H119ZM146 182H144L145 184ZM248 183V184H249ZM30 184V185H31ZM38 184L41 185V181L39 180L38 181ZM73 184V183H72ZM13 185V183H12ZM11 185V186H12ZM38 185V186H39ZM112 185V184H111ZM141 185V183H140ZM150 185V184H149ZM153 185V184H151ZM176 185V184H175ZM5 186V185H4ZM9 186V185H8ZM17 186V185H16ZM23 186V185H22ZM26 186V185H24ZM29 186V185H28ZM114 186V185H113ZM143 186V185H142ZM147 186V185H146ZM144 186V187H146ZM177 186V185H176ZM6 187V186H5ZM31 187V186H29ZM102 187V186H101ZM119 187V186H118ZM134 187H135V179H128L126 180L122 185L121 187L119 188V193L121 194L122 197L124 198H131V197H136V193L134 190ZM173 187V186H172ZM171 187V188H172ZM10 188V187H9ZM15 188V187H14ZM18 188V187H17ZM16 188V189H17ZM21 188V187H20ZM34 188V187H33ZM74 188V187H73ZM72 188V189H73ZM106 188V187H105ZM147 188V187H146ZM149 188V187H148ZM167 188V187H166ZM98 189V188H97ZM96 189V190H97ZM143 189V188H142ZM174 189V188H173ZM30 191V189H28ZM170 190V189H169ZM168 190V191H169ZM32 191V189H31ZM138 191V190H137ZM148 191V190H147ZM172 191V189L170 190ZM19 192V191H18ZM33 192V191H32ZM32 192H30L32 194ZM140 192V191H139ZM145 192V191H144ZM259 192V191H258ZM257 192V193H258ZM47 193V192H46ZM77 193V194H79ZM94 193V194H93ZM147 193V192H145ZM161 193V192H160ZM171 193V192H170ZM7 194V193H6ZM26 194V193H25ZM91 194V195H90ZM151 194V193H150ZM164 194V193H163ZM193 194V193H192ZM208 194V195H207ZM264 194V192H263ZM10 195V194H9ZM24 195V194H23ZM138 195V194H137ZM157 195V194H156ZM171 195V194H170ZM196 195V194H194ZM254 195V194H253ZM49 196V195H47ZM120 196V195H119ZM140 196V194H139ZM144 196V195H143ZM172 196V195H171ZM176 198L175 200L176 203V207H179V210L183 211V210H191L192 208H195L196 211L198 210L197 206L198 203L197 200L195 199L194 202L196 201V203H190L191 200H189L187 197L186 198H182L180 199V201L178 200V198H181V196L176 193L175 194ZM197 196V195H196ZM28 197V196H27ZM60 197V196H59ZM84 197V196H83ZM146 197V196H145ZM159 197V196H157ZM193 197V195H192ZM46 198V197H45ZM61 198V197H60ZM63 194H62V200H63ZM86 198V197H85ZM138 198V197H136ZM189 198H191V194L189 196ZM197 198V197H195ZM19 199L25 201L26 199H24L23 197H20ZM43 199V198H42ZM50 199V198H48ZM148 199V198H147ZM164 199V198H163ZM170 199V198H169ZM194 199V197H193ZM211 199V198H210ZM45 200V199H43ZM42 200V201H43ZM57 201V199H55ZM67 200V199H66ZM132 200V199H131ZM161 200V199H160ZM168 200V199H167ZM208 200V199H207ZM27 201H30V200H27ZM26 201V202H27ZM46 201V200H45ZM55 201V202H56ZM65 201V200H64ZM104 201V200H102ZM112 201V200H111ZM136 201V200H135ZM158 201V199H157ZM165 201V200H164ZM245 201V200H244ZM51 202V201H50ZM54 202V203H55ZM62 202V201H61ZM120 202V201H119ZM122 202V201H121ZM134 202V201H133ZM161 202V201H160ZM42 203H45L46 202H42ZM53 203V205H54ZM57 203V202H56ZM55 203V204H56ZM63 203V202H62ZM97 203V202H96ZM117 203V202H116ZM136 203V202H135ZM158 203V202H157ZM170 203V202H169ZM248 203V202H247ZM246 203V204H247ZM250 203V202H249ZM20 204V203H19ZM18 204V205H19ZM99 204V203H98ZM97 204V205H98ZM105 204V202L103 203ZM113 204V203H112ZM160 204V203H159ZM44 204L41 205V208ZM50 205V203L48 204ZM52 205V206H53ZM57 205V204H56ZM96 205V206H97ZM102 206V204H100ZM99 205V207H100ZM121 206V203L119 204ZM158 205V204H157ZM162 205V204H161ZM160 205V206H161ZM171 205V204H169ZM173 205V206H175ZM196 205V206H195ZM250 205V204H249ZM45 206V205H44ZM47 206V205H46ZM51 206V205H50ZM59 206V204H58ZM108 206V205H107ZM118 206V205H117ZM244 206V205H243ZM29 207V206H28ZM95 207V206H94ZM98 207V206H97ZM109 207V206H108ZM123 207V206H122ZM168 207V206H167ZM20 208V207H19ZM41 208H39L41 210ZM45 208V207H44ZM60 208V206H59ZM105 209V207H103ZM157 208H160V207H157ZM215 208V207H214ZM239 208V207H238ZM39 210V211H40ZM54 210V209H53ZM100 210V209H99ZM98 210V211H99ZM154 210V209H153ZM156 210V209H155ZM154 210V211H155ZM177 210V209H175ZM200 210V209H199ZM216 210V209H215ZM219 210V209H217ZM221 210V209H220ZM38 211V212H39ZM137 211V210H136ZM166 211V210H165ZM195 211V210H194ZM21 212V211H20ZM41 212V211H40ZM55 212V211H54ZM102 212V211H101ZM176 212V211H175ZM193 212V211H192ZM213 212V211H212ZM226 212V211H225ZM2 213V212H1ZM19 213V212H18ZM22 213V212H21ZM100 213V212H99ZM167 213V212H166ZM169 213V212H168ZM182 213V212H181ZM180 213V214H181ZM186 213V212H185ZM199 213V212H198ZM201 213V212H200ZM244 213V212H243ZM57 214V213H56ZM103 214V213H102ZM106 214V213H105ZM256 214V213H255ZM259 214V213H258ZM18 215V214H17ZM53 215V214H52ZM51 215V216H52ZM131 215V214H130ZM148 215V214H147ZM150 215V213H149ZM154 215V214H153ZM156 215V214H155ZM179 215V214H177ZM201 215V218H202V214H199ZM198 215V216H199ZM252 215V214H251ZM3 215L0 214V221H2ZM55 216V214H54ZM59 216V215H58ZM61 216V215H60ZM103 216V215H101ZM145 216V215H144ZM194 216V215H193ZM19 217V216H18ZM152 217V216H151ZM150 217V218H151ZM211 215L208 213L207 215L204 214L203 218H202V223L204 225H208V220L207 218H210ZM55 219V217H53ZM51 218V220L53 219ZM154 218V217H153ZM159 218V217H158ZM214 218V217H213ZM53 219V220H54ZM63 218H61L62 220ZM155 219V218H154ZM256 219V218H255ZM107 220V219H106ZM147 220V219H146ZM152 220V219H151ZM258 220H261L262 223H264V218L263 219H258ZM50 221V219H49ZM56 221H60V217H59V220H56ZM125 221V220H123ZM129 221V220H128ZM153 221V220H152ZM150 221V222H152ZM52 222V221H51ZM50 222V223H51ZM61 222V221H60ZM63 222V221H62ZM127 222V221H126ZM155 222V221H154ZM153 222V223H154ZM3 223V222H2ZM54 223V222H53ZM111 223V222H110ZM115 223V222H114ZM113 223V224H114ZM120 223V222H119ZM123 223V222H122ZM67 224V223H66ZM108 223H103L101 225H98L99 228V232L100 234L104 231H110L112 232L113 229L109 228V226L107 225ZM256 224V223H255ZM0 225H2L0 223ZM47 225V224H46ZM52 225V224H51ZM60 225V224H59ZM118 225V223H117ZM146 225V224H145ZM124 226V225H123ZM128 226V225H127ZM156 226V224H155ZM66 227V226H65ZM257 227V226H256ZM1 228V227H0ZM17 228V227H16ZM20 228V227H18ZM23 228V226H22ZM59 228H62V226H57L56 229H59ZM120 228H122L120 226ZM152 228V227H151ZM25 229V227H24ZM55 229V228H54ZM55 229V230H56ZM65 229V228H63ZM127 229V227H126ZM21 229H19L20 231ZM53 230V229H52ZM116 230V229H114ZM119 230V229H118ZM1 232V230H0ZM52 233V232H51ZM56 233V231H55ZM115 233V232H114ZM44 234V233H43ZM58 234V233H57ZM113 234V233H112ZM150 234V233H149ZM256 234V232H255ZM27 235V233H25L24 231H21V238H25V236ZM48 235V234H47ZM54 235V234H53ZM111 235V234H110ZM114 235V234H113ZM120 235V234H119ZM212 235V234H211ZM232 235V234H231ZM264 235V234H263ZM1 236H4V235H0V251H2V255L4 254V251H5V248H4V241H3V238ZM11 236V235H10ZM28 236V235H27ZM32 236V235H30ZM213 236V235H212ZM47 237V236H46ZM150 237V236H149ZM230 237V236H229ZM260 237V236H259ZM6 238V237H5ZM4 238V239H5ZM19 238V237H18ZM93 238L94 240L98 241L99 243V240L98 238L96 237L95 233L93 235ZM199 238V237H198ZM214 238V237H213ZM237 238V237H236ZM261 238V237H260ZM264 238V237H263ZM46 239V238H45ZM100 239V238H99ZM24 240V239H22ZM43 240V239H42ZM106 240V239H105ZM200 240L203 241V245H204V248H203V252L201 255H203L204 258H209L210 260H214V261H221L222 262V257H225V255H223L224 253V250H221L220 247L218 248H215L216 250L213 251L212 250V246L214 243H211V240L208 238L207 240H205V235L200 237ZM104 241V240H103ZM6 242V241H5ZM42 242V241H41ZM101 243V242H100ZM99 243V244H100ZM103 243V242H102ZM224 243H225V240H224ZM229 243V241H228ZM233 243V242H232ZM255 244L253 245L254 246V249L252 248V258L250 259L251 260V263L250 261H246L247 263L249 264H254L255 262H257V264H264V240L263 241H260V242H254ZM55 245V244H54ZM103 245V244H102ZM215 245V244H214ZM220 245V244H219ZM218 245V246H219ZM229 245V244H228ZM56 246V245H55ZM104 246V245H103ZM55 248V247H54ZM251 249V248H250ZM102 251V249L100 250V252ZM200 251V250H199ZM198 251V252H199ZM51 253V252H50ZM197 253V252H196ZM196 255V254H195ZM198 255V254H197ZM53 256V255H52ZM55 256V255H54ZM200 257V255H198ZM3 258L4 255H3ZM12 258V257H11ZM57 258V257H56ZM197 258V257H196ZM195 258V259H196ZM202 258V257H201ZM52 259V258H51ZM53 260V259H52ZM225 260V259H224ZM62 261V260H61ZM102 264H104V260L101 259L100 260ZM201 261V259H200ZM207 261V260H205ZM228 261V260H227ZM243 261V260H242ZM244 261V262H245ZM58 262H59V258H58ZM57 262V263H58ZM203 262V261H202ZM216 262V263H217ZM54 263V262H53ZM56 263V264H57ZM213 263V262H212ZM215 263V262H214ZM225 263V262H224ZM223 263V264H224ZM227 263V262H226ZM242 263V262H241ZM51 264V263H50ZM55 264V263H54ZM60 264V263H59ZM86 264V263H85ZM203 264V263H202ZM206 264V263H205ZM220 264V263H219ZM246 264V263H245ZM256 264V263H255Z\"/></svg>",
	"mask_w": 264,
	"mask_h": 264
}]
</instances>
